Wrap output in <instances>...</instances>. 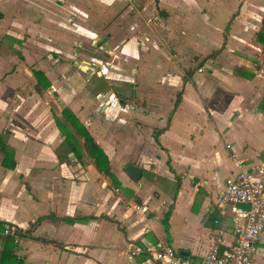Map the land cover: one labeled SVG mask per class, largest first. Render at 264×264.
<instances>
[{
    "label": "crops",
    "instance_id": "crops-1",
    "mask_svg": "<svg viewBox=\"0 0 264 264\" xmlns=\"http://www.w3.org/2000/svg\"><path fill=\"white\" fill-rule=\"evenodd\" d=\"M13 1L28 0H0V135L14 160L5 167L0 151V223L19 231L13 254L22 264H161L128 250L169 245L197 264L213 242L219 252L226 249L235 232L217 201L234 167L230 153L251 170L264 163V61L256 39L264 0H236L213 47L207 33L187 23L195 14L210 18L212 10L202 1L92 0L96 16H108L105 24L113 21L96 31L79 23L73 33L90 42L86 31L105 39L109 50L94 57L101 60L95 68L104 81L132 85L125 105L112 102L114 92L103 87L93 92L95 84L71 69V60L59 67L33 60L31 66L23 53L27 45L37 56L46 48H66L43 28L41 15L31 21H38L36 31H20V8L8 15L5 10ZM154 12L167 19L161 28H145V38L136 18L151 20ZM7 34L14 48L21 46V56L3 47ZM126 45L139 51V62L146 61L140 68L122 53ZM158 53L165 60L160 65ZM33 70L43 73L48 87L38 84ZM105 96L109 105L101 100ZM64 107L76 117L73 123L62 117ZM57 118L78 143L76 153ZM80 124L107 155L108 173L86 153L76 132ZM129 162L141 167L138 181L124 171ZM252 264H264V230Z\"/></svg>",
    "mask_w": 264,
    "mask_h": 264
},
{
    "label": "rangeland",
    "instance_id": "rangeland-1",
    "mask_svg": "<svg viewBox=\"0 0 264 264\" xmlns=\"http://www.w3.org/2000/svg\"><path fill=\"white\" fill-rule=\"evenodd\" d=\"M199 1H202L203 4L207 7V9L210 8L212 10L210 11L211 12L210 18L208 20L202 18V15H204L203 13H201V15L195 14L193 15V18H188L187 23L191 25V27L194 28L195 30L207 33V35L210 37L211 40L208 42V44H210V46L213 47L214 45L212 44V40L221 37V30L226 21L225 18H227L229 13L236 8L235 5L236 0H199ZM135 3L139 4V7H137L138 9L142 6V3L140 2L136 1ZM82 5L87 7V9L89 10V11L85 10L86 13L88 14V17L87 14L83 12L84 9L82 8ZM9 6L10 7L7 8L5 7V10H7V15L11 11H13V9L20 8L21 10L19 17V20L21 22V27L19 28L20 31L23 30L22 29L23 27H26L25 30H27V32L29 33L36 31L38 21H36L35 23L34 22L31 23V21L33 19H36L37 15L38 17H40L41 15L42 22L44 23L43 28L46 31L50 32L53 41L54 40L59 41V43L64 44L63 47L66 48L65 49L66 51L63 49H59L58 48L59 46L56 49L46 48L45 50H42L40 52V55L37 56L34 47L31 45L32 43L30 45H27L26 49L25 50L23 49V53L24 56L27 57V62L30 63L31 66H33V60H35L36 62L40 60L41 62L45 61L44 64H46L47 67L49 66L59 67V65L63 66L64 62H68V60H71L72 62L71 69L73 70L78 69L79 71L83 72L84 81H86V83H90L89 81H91L92 84H95L96 87L95 86L94 88L90 87V89L93 92H95L94 90L95 88L103 87L104 89L114 92L115 97H113L112 102H114L115 104H118L119 100H121L120 102H122L124 105L130 103V94H131L132 85L131 86L125 85L123 84V82H119L123 80H117L116 82L104 81L103 76L98 77V74L94 72V70H97L98 68H95L93 66H91L93 69L90 70L83 71L81 69L82 62L86 61L85 59L82 60L83 57L80 56L81 52H84L83 54L91 56L92 58L90 57L89 61H93L96 63V65H99L101 60L100 62H98V60H96L97 57H100L101 54L109 50V49L106 50V47L104 46L106 42L105 39L94 38L96 36L94 32L86 31V35H91V37L88 36L89 38L92 39L91 42L89 39L79 37L75 33H73L74 31L77 30L78 25L81 26L79 23L90 24V27H87V29L96 31L98 30V28H101V26L105 27L110 22L113 21L114 17H110L108 19V23L105 24L106 18H108V16H106L104 20L96 16L97 13L92 11L98 7L96 2L92 0H85L84 2H81L80 0H28L27 2H23V3L21 2L16 3L15 1H13L9 4ZM166 16L167 14L165 15L162 12L161 13L154 12L153 15H151V20H147L148 18L146 17L138 16L136 18L137 24L144 28V31L141 30L142 32L141 35L145 37L146 35L145 28H147V31H149V29L152 28L163 27L165 19H167ZM165 25L167 26V24ZM90 33H93L94 35ZM21 36L24 38L27 37L24 34ZM39 37H41L42 40L46 39L47 41H50L49 37H43V36H39ZM11 39L12 36L8 34L5 35L3 39V47L11 53H15L17 55V53L19 52L18 54H20V51H22L21 46L20 48H18L19 46L14 48L12 46L13 43ZM130 45H126V47H123L122 53L126 54V57H129L128 58L129 61H133L136 59L137 60L136 65L140 64V66L138 67L140 68L141 65L146 63V61L144 62L142 60L141 62H139V60L137 59V55H139V51L134 50V48H132ZM202 50H206V49H202ZM67 52H69L68 53L69 56L67 55ZM76 52L79 53V55L76 56ZM158 55L160 57L156 58L157 60L156 63H158L159 65L163 64L165 60L162 61L161 53H158ZM94 57H96V59ZM58 69H59L57 72L59 73L58 75L63 74L62 72H60V68ZM117 71L122 72L123 70L118 69ZM87 77L89 78V80H86ZM116 78L123 79V77L118 75H116ZM97 97H100V95H98ZM108 99L109 98L106 96L103 98L101 97V100H103V102L106 103V105L110 104L107 103ZM263 125H264V120L261 121V127H263Z\"/></svg>",
    "mask_w": 264,
    "mask_h": 264
},
{
    "label": "built area",
    "instance_id": "built-area-1",
    "mask_svg": "<svg viewBox=\"0 0 264 264\" xmlns=\"http://www.w3.org/2000/svg\"><path fill=\"white\" fill-rule=\"evenodd\" d=\"M89 62H86V70L92 69L91 66L96 67L95 62ZM94 72L101 73V70ZM230 158L234 167L223 180L217 204L221 214L231 216L235 238L222 252H219L217 243L213 242L202 262L197 264H252L264 230V163L260 169L251 170L246 168L245 160L235 152L230 153ZM134 208L140 207L135 205ZM18 232L12 224L0 223V234L11 237L14 242L18 240ZM128 252L131 255L145 254L147 260L161 264H194L169 245L146 249L136 244Z\"/></svg>",
    "mask_w": 264,
    "mask_h": 264
},
{
    "label": "trees",
    "instance_id": "trees-1",
    "mask_svg": "<svg viewBox=\"0 0 264 264\" xmlns=\"http://www.w3.org/2000/svg\"><path fill=\"white\" fill-rule=\"evenodd\" d=\"M2 13L0 12V17ZM256 39L258 42L262 44V52H263V61H264V18L261 21V29L256 33ZM19 56H21L19 54ZM209 56H214V52L210 53ZM33 74L38 80V84H41L44 88L49 86V82L43 73L40 70H33ZM248 75V74H247ZM182 90L179 89L176 93L175 105L178 104L180 100ZM62 117L65 121L69 123H73L76 120L74 114L67 108L64 107L62 109ZM59 125L60 131L65 135V141L71 146V149L76 153L79 149L78 143L75 141L74 136L66 131L64 127L60 124V120L57 118L55 120ZM76 132L79 133L80 137L83 138V146L85 148L86 153L89 157L93 159L96 167L108 173V157L103 151V149L94 141L93 137L89 134V132L82 126L81 124L76 127ZM0 151L2 152V165L8 168H12L14 166L13 160V150L2 140V136L0 135ZM168 213L165 214L164 223L167 224ZM0 242L3 243L2 249L0 250V264H22V261L18 259L12 252V248L14 245V241L9 236H0Z\"/></svg>",
    "mask_w": 264,
    "mask_h": 264
},
{
    "label": "water",
    "instance_id": "water-1",
    "mask_svg": "<svg viewBox=\"0 0 264 264\" xmlns=\"http://www.w3.org/2000/svg\"><path fill=\"white\" fill-rule=\"evenodd\" d=\"M124 171L133 181H138L141 176V167L132 162L125 164Z\"/></svg>",
    "mask_w": 264,
    "mask_h": 264
},
{
    "label": "bare ground",
    "instance_id": "bare-ground-1",
    "mask_svg": "<svg viewBox=\"0 0 264 264\" xmlns=\"http://www.w3.org/2000/svg\"><path fill=\"white\" fill-rule=\"evenodd\" d=\"M84 65V64H83Z\"/></svg>",
    "mask_w": 264,
    "mask_h": 264
}]
</instances>
